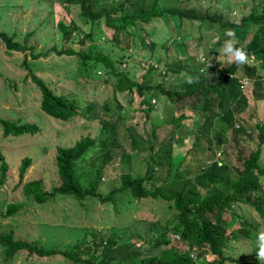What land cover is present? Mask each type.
I'll return each mask as SVG.
<instances>
[{"label":"trees","instance_id":"obj_1","mask_svg":"<svg viewBox=\"0 0 264 264\" xmlns=\"http://www.w3.org/2000/svg\"><path fill=\"white\" fill-rule=\"evenodd\" d=\"M55 2L64 8H79L84 23L91 24V32L79 38L75 34L81 31L78 24L67 26L59 22L62 48L55 46L45 53L38 54H35L34 46L26 44L27 39L23 44L16 41L15 36L0 33V41L5 44L7 50L25 54L22 64L29 70L28 77L40 91L42 112L62 122L77 117L95 121L101 114L96 104L92 103L82 109L76 101L57 94L46 81L32 72L28 56L37 61L56 53L58 56H76L79 73H87L96 78L102 70L105 73L104 81L107 84L112 83L115 92L129 96L131 103L136 97L141 98L140 105L147 107V114L156 110L159 103H166V109H170L169 120L164 124H155L151 137L148 133L132 134V130L136 131L138 125L130 128L135 154H148L146 173L143 176L134 175V154H123L120 159L124 168L121 185L104 198L99 194V189L105 178V171L115 157L112 149L115 142H111L107 132L104 138L84 137L71 147L59 148L56 165L60 185L52 192H46L41 181L28 183L24 186L26 197L39 204H44L57 195L72 197L80 203L87 199H98L103 203L115 204L118 194L128 193L137 200L162 199L175 211L173 218L166 224L152 221L143 232L134 231L128 235L127 232L117 231L116 228L112 229L111 234L93 231L90 235L92 239L86 235L62 255L74 264H254L247 261L248 258L241 260L231 256L228 250L232 242L251 241L250 234L257 232L260 227L238 212L240 205H247L255 210L264 225V167L261 164L264 123H258L256 129H252L246 124H239L237 119L249 103L244 92L245 82L252 85L251 96L255 103L264 100V13L256 14L251 11L247 16H243L240 22H233L218 11H201L195 6L183 7L181 0H177L176 4H170L169 0ZM166 17L173 21L174 30L180 33L176 38L170 36L162 44L166 53L171 50L174 52L175 47L184 44L186 39L181 29L185 22H190L196 24L199 31H218V49L228 39L224 30L234 29L237 47L246 48L250 56L249 63L241 66L227 61L220 62L217 59L219 54L213 52L212 55V52H207L205 63L194 70V76H186L178 87L168 88L166 75L185 72L187 66L184 63L189 57L178 59L174 56L171 61L168 56L164 59L157 55L158 42L152 38L148 26ZM102 21L112 32V41L117 44V53L108 51L100 43L104 36L96 37L94 28L100 26ZM247 23L257 27L251 35L246 31ZM88 41L91 43L79 50L69 45H84ZM216 48L214 50H217ZM138 49L150 50L146 60H137L138 56L134 50ZM164 67L165 70L160 73L161 79L157 81L155 74ZM140 71H145L149 77H140ZM189 80L193 82L189 83ZM170 107H174V110ZM186 108L199 116L196 118V127L192 130L194 141L188 154L195 158V151L202 147L201 149L209 151L217 158L216 143L221 145L223 140L220 134L215 136L214 129L220 125L221 134L226 133L227 127L236 137L234 140L239 147L237 161L240 168H236L227 156L226 160L221 159L222 166L216 158L196 166L193 158L185 157L174 168L173 160L176 155L173 145L186 142L183 135L176 138V132L185 127L182 122L187 119ZM104 109L113 122L111 127L110 122L104 121V129L108 131L111 127V130H115L122 119L123 106L119 104L117 111H113L106 103ZM177 112L179 116H176ZM162 125H171L175 127L176 132L172 130L170 137L160 144L158 128ZM0 126L5 138L36 135L40 131L36 124L2 118ZM253 132L256 133V149L246 152L237 141L238 136L252 135ZM250 139L253 140L254 137ZM0 162L2 185L9 167L2 154ZM30 165L31 159L25 158L20 167V184L24 181ZM127 168L129 170H126ZM217 186H220L219 190ZM21 205L10 203L6 212L0 213V217L15 216ZM138 223L148 221L139 220ZM142 240L144 242H141ZM0 247L6 262H12L21 252H27L29 256H37L39 259L59 254L54 250H45L38 242L16 239L13 232L0 233ZM255 257L256 254L253 258Z\"/></svg>","mask_w":264,"mask_h":264},{"label":"rangeland","instance_id":"obj_2","mask_svg":"<svg viewBox=\"0 0 264 264\" xmlns=\"http://www.w3.org/2000/svg\"><path fill=\"white\" fill-rule=\"evenodd\" d=\"M176 1L169 0V3L176 4ZM180 4L183 7L195 6L201 11L206 9L218 11L225 14V17L233 22H240L241 18L247 16L251 11H255L256 14L264 13V0H190V2L181 0ZM59 22H63L67 26L73 23L78 24L81 31L75 34L79 38H83L92 30L91 24H86L82 20L80 10L77 7L64 8L55 0H0V33L15 36V40L23 44L26 43L27 39L26 44L34 46L35 54L45 53L55 46L62 48L63 41L61 30L58 27ZM173 26L174 23L169 17L158 19L148 26L152 38L158 42L157 55L164 59L170 57L171 61H173L174 56L178 59L189 57L184 63L187 66L185 72L166 75L165 82L168 88L178 87L186 76H194V70L205 63L207 52H212L214 55V53L219 54L218 51L220 50V48H216V44L220 42L218 31L205 29L199 31L196 24L185 22L181 32L186 41L180 47H175L174 52L171 50L166 53L162 44L170 36L176 38L180 34L174 30ZM256 30V26L247 23L246 31L248 34L251 35ZM94 31L96 37L104 36L100 43L108 51L117 53V44L112 41V32L105 27L103 21L100 26L94 28ZM29 34L31 35L28 37ZM90 43L88 41L84 45L79 43H69V45L79 50ZM134 51L139 62L142 59L146 60L150 55L149 49ZM24 57V53L7 50L5 44L0 41V118L36 124L40 127V131L36 135L5 138L0 126V154L9 167L6 180L4 184L0 185V213L6 212L10 203L22 204L15 216L0 217V233L13 232L16 239L38 242L45 250H54L59 254L39 259L37 256H29L27 252H21L12 262H6L3 249L0 247V264H74V262L66 259L62 253L70 250L86 235L92 239L90 235L93 231H105L111 234L112 229L116 228L117 231H125L129 235L134 231L143 232L152 221L164 225L171 220L175 211L164 200H152L151 198L137 200L128 193L125 195L118 194L115 204L103 203L98 199H87L80 203L72 197L63 195H57L44 204H39L34 199L26 197L24 186L28 183L41 181L46 192H52L60 185L61 181L56 165L59 148L71 147L84 137L104 138L106 132L108 133L107 136H110L111 142H115V145L112 146L115 157L105 171V178L100 186L99 194L104 198L112 190L120 187L121 176L124 172L120 159L125 153L134 154L132 159L133 173L143 176L147 169L146 157L148 154H135L132 149L130 128H135L138 125L136 131L132 130V134L148 133L151 137L155 124H164L165 121L169 120L170 109L168 111L166 109L168 107H165L166 103L162 102L157 106L159 109L156 108L150 114L145 113L147 107L140 105L141 98L136 97L131 103L129 96L115 92L112 83L107 84L104 81L105 73L102 70L96 78L87 73H79V63L76 56H58L56 53H51L37 61L28 56L32 72L46 81L57 94L76 101L82 109L94 103L101 113L95 121H88L83 117H77L68 122L53 119L40 109L41 94L38 87L28 77L29 70L22 64ZM219 61L226 62L227 59L222 57ZM163 70L165 67L155 74L157 81H160V73ZM139 75L142 78L149 77L145 71H140ZM251 91L252 85L245 82L244 92L249 103L245 111L237 116V119L239 124H246V126L256 129L258 123H264V100L255 103L252 100ZM106 103L113 111H117L119 104L123 106L121 110L122 119L115 130H111L113 122L104 109ZM170 108L174 110V107ZM185 114L187 119L182 122L185 126L184 129L176 132L175 127L171 125H162L158 128L160 144L170 137L172 130L176 132V138H180L181 135L185 136L186 142L173 145L176 155L173 160L174 168L185 157L193 158L196 166L204 165L216 158L209 151L201 149L202 147L195 151V158L188 154L194 141L192 130L196 127V118L199 116L187 108ZM176 116H179V112ZM104 121L111 124L108 131L104 129ZM221 125L224 127L223 124ZM225 128L226 133L223 134L220 133V125L214 129L215 136L220 134L223 140L221 145L217 141V143L215 142L218 154L216 159L220 161V164H223L221 159L226 160L225 157L227 156L236 168H240L237 161L239 147L234 140L236 137L229 128ZM253 133L248 136H238L237 141L241 148L246 149V152L256 149V133ZM253 137L254 139L251 140L250 138ZM25 158L31 159V165L24 181L20 184V167ZM261 164L264 167V145ZM233 176L236 178L235 173ZM262 180L264 182V177ZM216 188L219 190L220 186ZM238 212L251 222L259 224V230L264 228L262 219L251 207L240 205ZM139 220L148 221V223H138ZM250 235L252 236L251 241L240 240L230 243L228 253L235 258L241 260L248 258L247 261L260 264L256 257L253 258L256 254V244L255 237L252 233Z\"/></svg>","mask_w":264,"mask_h":264},{"label":"clouds","instance_id":"obj_3","mask_svg":"<svg viewBox=\"0 0 264 264\" xmlns=\"http://www.w3.org/2000/svg\"><path fill=\"white\" fill-rule=\"evenodd\" d=\"M224 35L228 37L222 44L217 59L219 60L222 57H226L228 63H235L237 65H245L250 61L249 53L246 48L243 46L237 47L236 33L234 29L228 28L224 30ZM203 59V58H201ZM211 64L209 65V67ZM192 83V80L188 81ZM255 237L256 244V259L260 261V264H264V228H261L255 233H252ZM195 259V257H193Z\"/></svg>","mask_w":264,"mask_h":264},{"label":"built area","instance_id":"obj_4","mask_svg":"<svg viewBox=\"0 0 264 264\" xmlns=\"http://www.w3.org/2000/svg\"><path fill=\"white\" fill-rule=\"evenodd\" d=\"M205 60V59H204ZM247 84H249L248 82H246ZM222 166V164H220ZM176 239H179V237H176Z\"/></svg>","mask_w":264,"mask_h":264}]
</instances>
